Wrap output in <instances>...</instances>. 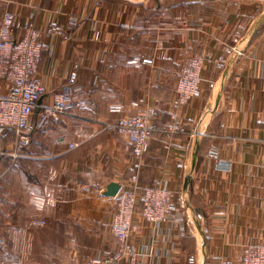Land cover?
<instances>
[{
	"label": "crops",
	"instance_id": "0c3cea01",
	"mask_svg": "<svg viewBox=\"0 0 264 264\" xmlns=\"http://www.w3.org/2000/svg\"><path fill=\"white\" fill-rule=\"evenodd\" d=\"M5 9L36 23L50 49L37 71L41 105L69 85L76 64L81 92L42 127L35 110L24 155H12L14 135L0 139V264H88L117 248L115 198L104 191L136 170L132 145L102 121L142 112H152L155 132L138 182L183 193L185 207L158 236L136 217L140 264H219L264 242V0H0ZM202 54L201 95L175 108L182 65ZM134 57L143 63H128ZM114 104L126 110L110 113ZM213 148L232 171L214 167Z\"/></svg>",
	"mask_w": 264,
	"mask_h": 264
},
{
	"label": "built area",
	"instance_id": "2783aa9c",
	"mask_svg": "<svg viewBox=\"0 0 264 264\" xmlns=\"http://www.w3.org/2000/svg\"><path fill=\"white\" fill-rule=\"evenodd\" d=\"M20 27L23 31L18 38L12 37V30ZM52 29V28H51ZM41 40V29L31 21H18L9 9L0 13V139L5 133L14 135L12 155H24L23 143L25 133L29 130L30 119L39 109L37 125L44 126L50 119H58L67 112L68 103L73 92L80 93L76 86L79 64L74 66L69 78V85L57 93L50 105H41V98L47 93L46 87L38 77V66L43 55L49 54ZM241 49L234 50V57H239ZM206 61L204 54L189 56L184 61L178 76L176 86L177 100L174 107L186 105L193 98L201 95L202 70ZM128 63L142 64L140 57H134ZM75 85V86H74ZM86 101H79V106H85ZM139 106L138 102H131ZM126 110L122 104L109 107L110 113L121 114ZM150 113L120 115L112 120H103L105 130H115L121 133L132 145L133 166L136 174L121 185L115 198L111 230L117 239V248L101 250L88 264H140V253L133 242V235L138 233L139 225L136 217H142L156 229L157 236L163 233L164 224L170 227L183 221L185 200L183 193L156 184L142 187L138 182L143 168V162L149 151L150 141L155 132ZM177 121V114L172 115ZM179 124L174 123L173 132L179 130ZM83 145L82 142H72L69 149L74 150ZM214 167L217 170L232 171L233 163L221 158L215 148L211 150ZM34 225H45L44 220L33 222ZM219 264H264V242L246 244L240 257L223 259Z\"/></svg>",
	"mask_w": 264,
	"mask_h": 264
},
{
	"label": "water",
	"instance_id": "95a60500",
	"mask_svg": "<svg viewBox=\"0 0 264 264\" xmlns=\"http://www.w3.org/2000/svg\"><path fill=\"white\" fill-rule=\"evenodd\" d=\"M260 20L262 22L264 21V13L262 14ZM216 105H217V100H215L213 103L209 104L208 107L206 108V110L204 111V113L201 117L200 123L196 129L197 137L199 136V134H201L202 127H203L204 123L212 117L213 111L216 108ZM120 188H121V184L117 181H113L107 185V188L105 189L104 194L106 196L115 197L117 195L118 191L120 190Z\"/></svg>",
	"mask_w": 264,
	"mask_h": 264
}]
</instances>
